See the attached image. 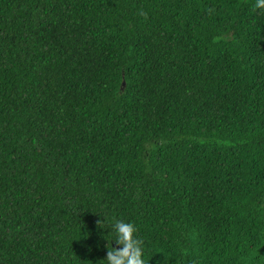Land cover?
Instances as JSON below:
<instances>
[{
  "label": "trees",
  "instance_id": "trees-1",
  "mask_svg": "<svg viewBox=\"0 0 264 264\" xmlns=\"http://www.w3.org/2000/svg\"><path fill=\"white\" fill-rule=\"evenodd\" d=\"M254 4L0 0V264H264Z\"/></svg>",
  "mask_w": 264,
  "mask_h": 264
},
{
  "label": "clouds",
  "instance_id": "clouds-1",
  "mask_svg": "<svg viewBox=\"0 0 264 264\" xmlns=\"http://www.w3.org/2000/svg\"><path fill=\"white\" fill-rule=\"evenodd\" d=\"M254 10L264 11V0H255ZM213 9H209V12ZM104 222H98L97 226L103 228ZM116 239L113 241L119 249L113 248L111 242L106 245V260L99 264H145L143 260V241L134 234L136 228L132 223L122 220H114L112 224Z\"/></svg>",
  "mask_w": 264,
  "mask_h": 264
},
{
  "label": "water",
  "instance_id": "water-1",
  "mask_svg": "<svg viewBox=\"0 0 264 264\" xmlns=\"http://www.w3.org/2000/svg\"><path fill=\"white\" fill-rule=\"evenodd\" d=\"M122 86H124V83H122Z\"/></svg>",
  "mask_w": 264,
  "mask_h": 264
}]
</instances>
